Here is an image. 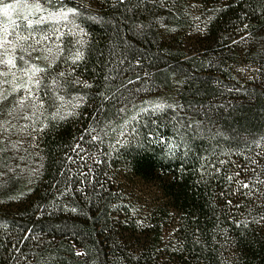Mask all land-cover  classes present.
<instances>
[{
  "label": "trees",
  "instance_id": "trees-1",
  "mask_svg": "<svg viewBox=\"0 0 264 264\" xmlns=\"http://www.w3.org/2000/svg\"><path fill=\"white\" fill-rule=\"evenodd\" d=\"M51 4L79 8L84 59L63 54L45 68L35 148L22 153L0 136V264H264V216L231 203L236 183L222 161L264 146V0ZM238 57L250 77L235 69ZM174 82V106L105 141L121 100ZM60 94L83 101L56 119ZM9 106L0 99V118ZM135 180L159 194L145 211L127 192Z\"/></svg>",
  "mask_w": 264,
  "mask_h": 264
},
{
  "label": "rangeland",
  "instance_id": "rangeland-1",
  "mask_svg": "<svg viewBox=\"0 0 264 264\" xmlns=\"http://www.w3.org/2000/svg\"><path fill=\"white\" fill-rule=\"evenodd\" d=\"M82 1L86 4L95 6L98 0ZM3 2H11V0H3ZM42 3L47 6V3ZM76 23L78 24L77 20ZM202 24L203 20L199 19L198 16H195L191 28L195 31L199 30ZM51 27V23L40 25L42 33H48ZM82 38L84 39L85 35ZM79 39H81V36L79 35H64L60 41H55V37L53 36L50 40L44 41L37 46V50L31 53L29 59L39 67L46 68L49 66L48 61L43 59V56L46 53H42L40 49L44 47H53V42L58 43L61 51L56 52L55 48H53L54 54H56V61L63 54L71 56L79 47L76 44V41ZM259 44L260 48L264 50V33L259 38ZM38 56L41 58L37 59ZM234 64H236L235 69H237L243 76L250 77L254 71L253 67L249 66L242 58H236ZM0 70H2V68H0ZM39 75L42 81L43 73ZM8 79H11V77H8ZM3 80L4 77H0V93H3L7 98L6 100H9L10 106L7 115L0 118V136L6 144H9V147L16 148L20 150V152L25 153L35 148V134L38 129V123L42 120L43 113L46 112V109H44L43 104V107L36 109L35 115H33L32 108L19 107L18 102L27 94L22 89L12 92L10 85L3 84ZM176 86L177 82H174L171 89H162L157 92H151L150 90H136L134 91L133 96L130 97L129 100H126L123 105L121 100L118 113L113 116L111 120L106 122L102 128L107 136L105 141L117 143L129 137L132 132L131 129L135 125V120H137L140 115L155 112L152 110V105L164 104L174 106L176 101ZM37 90L38 89L34 90L35 97L40 99ZM60 96H63L64 98V112L70 111L71 104L76 98H79L78 95L66 96L60 94ZM27 103V100H25V104ZM60 103L61 102L58 101V105ZM140 108H147L148 112L139 113L136 119L132 120L131 117L135 115ZM26 116L29 117V119H24ZM126 121L128 122L126 123ZM222 161L225 165L229 166L231 181L236 183V185H234V202L231 203H234L235 205L237 204V207H239L241 211L248 213L251 217L261 221L264 216L262 213L264 211V146L258 144L256 147L249 148L240 154L229 151V153L224 155ZM37 164L38 161L33 157L26 160V166H31L32 169L33 167L35 169ZM123 175L124 174L122 173V183L124 184L127 180ZM127 184L129 185L127 192L131 197L130 200L135 202V205H137L142 211H145L147 206L159 199L157 190L147 184L140 183L136 180L134 182L130 181ZM245 185H247V187H245ZM169 227L170 225H165L163 233L165 239L168 238Z\"/></svg>",
  "mask_w": 264,
  "mask_h": 264
},
{
  "label": "snow or ice",
  "instance_id": "snow-or-ice-1",
  "mask_svg": "<svg viewBox=\"0 0 264 264\" xmlns=\"http://www.w3.org/2000/svg\"><path fill=\"white\" fill-rule=\"evenodd\" d=\"M81 15L78 7H67L63 4L53 6L51 0H47V6L41 0H11V2H3L0 0V77H4L3 84L10 85L11 91L16 92L24 90L27 94L18 102L19 107L35 110L43 107V101L35 97V89L42 87V81L39 74L46 71L38 65L32 63L29 59L31 53L37 50L42 42L50 40L53 36L55 41H60L64 35L81 36V39L76 41L79 46L77 50L71 55L73 63L83 60L84 53L81 50L85 44L82 38L86 33L76 23L77 18ZM51 23L52 27L48 33H42L40 25ZM245 27H247L245 25ZM56 52H60V45L53 42V47H44L42 53H46L43 59L48 61L49 67L56 59ZM41 57H37L40 59ZM22 65V66H21ZM65 73H60L63 77ZM11 77V79H8ZM52 84L54 87H61V82L58 78H53ZM85 87H90L87 83ZM0 99H7L3 93H0ZM27 100V104H25ZM54 100L61 103L57 106V111L54 118L63 119L67 115H74L75 109L80 107L83 97L76 98L71 104V110L64 112L65 107L64 98L60 95H55ZM165 107H172L171 105L154 104L153 111L163 110ZM148 112L147 108H140L138 112L131 117L135 120L139 113ZM29 119V117H24ZM128 121H126L127 123ZM97 129L92 128L88 130V134L92 136L93 141L101 140ZM106 134V133H105ZM83 159V157H80ZM89 158H92L91 156ZM96 162V161H94ZM91 171V169H89ZM247 187V185H245ZM73 212L76 209H72ZM80 255V253H77Z\"/></svg>",
  "mask_w": 264,
  "mask_h": 264
}]
</instances>
